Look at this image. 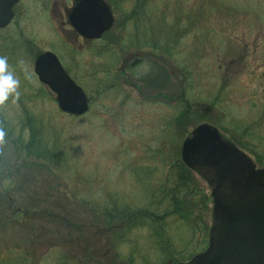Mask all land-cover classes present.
I'll list each match as a JSON object with an SVG mask.
<instances>
[{
  "label": "rangeland",
  "instance_id": "rangeland-1",
  "mask_svg": "<svg viewBox=\"0 0 264 264\" xmlns=\"http://www.w3.org/2000/svg\"><path fill=\"white\" fill-rule=\"evenodd\" d=\"M106 1L116 21L98 42L69 23L73 0H22L0 30L19 81L0 104V192L15 203L0 213V264L187 262L213 221L196 173L170 215L172 167L192 130L217 127L264 167V0ZM46 51L88 95L86 114L61 112L39 81ZM33 138L49 158L28 155Z\"/></svg>",
  "mask_w": 264,
  "mask_h": 264
},
{
  "label": "water",
  "instance_id": "water-1",
  "mask_svg": "<svg viewBox=\"0 0 264 264\" xmlns=\"http://www.w3.org/2000/svg\"><path fill=\"white\" fill-rule=\"evenodd\" d=\"M20 0H0V29L15 17ZM69 21L87 39H100L115 23L106 0H80ZM40 82L55 94L59 109L74 116L89 111L87 94L51 51L34 65ZM183 163L210 186L213 223L209 247L188 263L264 264V168L209 124L194 128L182 146Z\"/></svg>",
  "mask_w": 264,
  "mask_h": 264
},
{
  "label": "trees",
  "instance_id": "trees-1",
  "mask_svg": "<svg viewBox=\"0 0 264 264\" xmlns=\"http://www.w3.org/2000/svg\"><path fill=\"white\" fill-rule=\"evenodd\" d=\"M45 90L44 88H42L40 90L41 93H43ZM45 93V92H44ZM186 111L183 112L181 114V116L177 117L175 119V123L177 126H181V121L185 120V119H191L192 118V111H191V107L188 104L186 107ZM35 133L34 130L32 129V137H34ZM27 152L29 156H36L38 158L41 159H47L50 156V149L48 148H43L39 147L37 144L35 145V139L33 138V144L30 143L28 145L27 148ZM32 150V151H31ZM172 168H178L177 170L172 169V175H171V183L173 184V186L171 187V195H168V197H171L170 199H174L172 200L173 202H171V205H173L172 207L174 208L173 211L170 212V215H176L177 213L180 212V210L178 209L180 206L179 204H181V200L180 197L182 196L183 192L188 191L186 188L189 186L190 181H192L193 177L192 174L194 173L192 170H190L183 162L182 160L178 159V165ZM203 193V192H202ZM202 202L203 205L206 206L207 203L209 202L210 198L209 196L202 194ZM177 199V200H176ZM46 201V200H45ZM49 202L46 201L44 204H48ZM15 203L13 202V199L11 200L10 196H7L6 194H3L2 192H0V213L2 212L1 209L6 206L8 207V209L10 210V208H14ZM177 206V208H176ZM189 208V207H188ZM24 210V209H23ZM3 213V212H2ZM47 214V212H46ZM128 213L126 211H122L121 213H119L118 217H120L121 219H123L126 222H129L131 220V217L127 215ZM127 215V216H126ZM133 216H137L138 218H140L141 220H146L149 219L153 222L158 221L157 219H160L156 214L152 215L149 210H139L136 212L135 215Z\"/></svg>",
  "mask_w": 264,
  "mask_h": 264
},
{
  "label": "clouds",
  "instance_id": "clouds-1",
  "mask_svg": "<svg viewBox=\"0 0 264 264\" xmlns=\"http://www.w3.org/2000/svg\"><path fill=\"white\" fill-rule=\"evenodd\" d=\"M19 81L8 69L6 57H0V104L5 103L11 95L16 93Z\"/></svg>",
  "mask_w": 264,
  "mask_h": 264
},
{
  "label": "flooded vegetation",
  "instance_id": "flooded-vegetation-1",
  "mask_svg": "<svg viewBox=\"0 0 264 264\" xmlns=\"http://www.w3.org/2000/svg\"><path fill=\"white\" fill-rule=\"evenodd\" d=\"M21 1H22V0H20V3H19L17 6H19V5L21 4ZM79 1H80V0H73V3H72L71 8H69V9L66 10V13H67L66 15H67L68 21H69V15H70L72 9L75 7V5H76ZM17 6H16V7H17ZM16 7H15V8H16ZM15 8H14V9H15ZM15 14H16V13H15ZM69 23H70V21H69ZM75 32H76V31H75ZM76 33H77V32H76ZM106 34H107V33H106ZM106 34H104L100 39H87V38H84V37L80 36V35L77 33V35L80 36V37H82L83 39H85V40H87V41H93V42L101 41V40L103 39V37H104ZM229 139H230V138H229ZM230 141H231L232 143H234V144H237L236 141L233 140V139H230ZM262 168H264V167H262ZM208 244H209V242H208ZM207 248H208V246H207ZM207 248H206V249H207ZM204 250H205V249H204ZM202 251H203V250H202ZM170 262H171L170 260L167 261L168 264H170Z\"/></svg>",
  "mask_w": 264,
  "mask_h": 264
}]
</instances>
